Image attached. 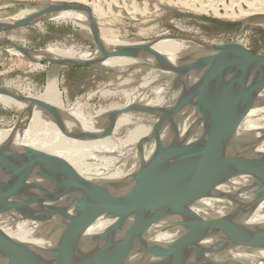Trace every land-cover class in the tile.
Listing matches in <instances>:
<instances>
[{
  "label": "bare ground",
  "instance_id": "6f19581e",
  "mask_svg": "<svg viewBox=\"0 0 264 264\" xmlns=\"http://www.w3.org/2000/svg\"><path fill=\"white\" fill-rule=\"evenodd\" d=\"M18 4L24 5V9L12 17L1 19L0 30L12 26H6V23L16 21L14 26L26 20L33 23L43 17L68 19L86 29L89 37L99 41L104 50L119 45H139L147 51L141 55L104 56L96 46L79 51L81 53L72 51L73 47L68 44L50 46L46 49L47 55L44 50L37 51L30 59L47 57L60 60L63 64L52 65V79L59 68L83 60L92 61L97 70L111 69L120 75L133 66L153 71V75L130 95L127 107L133 110L114 113L111 111L116 109H111L89 118L83 115L79 104L67 111L69 108L63 107L59 91L50 83L45 93L39 96L28 94L26 100L0 93V102L14 109L18 117L13 127L0 129V147L11 145L34 150L40 159L41 171L56 183L62 182V175H83L101 185L135 174L152 178V159L161 141L164 145L169 144L160 157V164L166 172L175 174L186 166L200 132L193 114L194 89L214 67L202 66L187 72L179 69L182 64L215 53L207 47L211 42L160 34L146 38L143 31L125 40L108 38L102 33V24L108 27L111 19L118 17L134 21L146 11L137 4L130 8L124 0H0V6ZM156 4L187 8L223 19L248 21L256 15L264 17V0H157L155 9L159 8ZM58 7L63 9H54ZM98 32L102 35L99 36ZM0 41H3L0 50L7 49L25 57L2 36ZM168 64H174V69L163 68ZM34 66L38 67V63ZM11 93L18 96L16 92ZM259 99L260 103L234 112L228 120L225 138L218 151L221 160L205 187L182 209V219L193 217L207 221L233 216L239 222L238 231L264 228V179L260 181L251 212L244 216L239 201H248L252 197L253 183L249 176H236L254 163H264V94H260ZM178 100L182 101V106L174 113ZM32 103L53 106L59 113L47 115ZM103 128L105 130L99 136L86 138ZM17 190L18 180L14 172L6 170L0 173V204L15 195ZM64 219L65 216L58 215L54 209L33 210L19 198L8 208L0 207V243L23 252L31 249L44 252L56 237L54 229ZM145 219L149 220V226L142 223L132 226L121 250L119 264H143L163 244L192 231L181 224H167L164 219L158 221L155 216H145ZM120 225L121 217L117 211H101L72 241L73 258H89L104 251L111 244L104 236L117 233ZM221 242L219 234L198 238V245L205 249L206 254L216 256V264H264V236L253 237L220 254H213ZM191 254L188 249L178 250L168 255L164 262L185 264ZM55 263L54 256L51 264Z\"/></svg>",
  "mask_w": 264,
  "mask_h": 264
},
{
  "label": "water",
  "instance_id": "95a60500",
  "mask_svg": "<svg viewBox=\"0 0 264 264\" xmlns=\"http://www.w3.org/2000/svg\"><path fill=\"white\" fill-rule=\"evenodd\" d=\"M24 23L29 22L23 21L21 24ZM95 42L104 56L141 55L147 52L146 48L139 45H119L104 50L99 41ZM12 46L28 58H34L36 54L19 45ZM207 47L215 53L182 64L179 69L187 72L195 71L202 66L214 67V70L202 78L194 89L193 114L200 132L186 166L175 174H168L160 164L162 151L169 145H164L162 141L158 143L153 155L152 178L135 174L102 185L83 175H62L61 183L53 182L41 171L40 159L34 150L19 149L11 145L0 147V173L11 170L18 180L16 194L0 204V207L8 208L22 198L33 210L54 209L58 215L65 216L53 231L56 237L52 245L44 252L36 249L23 252L0 243V264H51L54 256L55 264H119L121 250L132 226L135 223L150 225L145 216H155L158 221L164 219V223L167 224H181L192 231L163 244L143 264H166L164 260L168 255L182 249L192 252L185 264H216L214 261L216 256L210 257L205 249L198 245L199 237L219 234L222 242L212 251L217 255L253 237L264 236V228L238 231L240 225L233 216L207 221L193 217L184 220L180 217L184 206L205 187L221 160L218 151L225 138L230 117L240 109L254 107L260 103L259 96L264 94V54L251 52L246 46L236 42L210 43ZM43 59L63 64L58 59L47 57L36 60ZM68 66L91 67L94 64L92 61L83 60L64 65L62 68ZM174 67V64L163 65V68L168 70ZM3 92L4 90L0 88V93ZM32 106L47 115L59 113L58 109L50 105L32 103ZM181 106L182 101L178 100L174 113H177ZM131 110L132 107H123L111 112ZM104 130L105 128L99 133H90L86 138H95ZM240 175L249 176L253 183L252 197L248 201L243 199L239 201L242 205L241 214L246 216L254 206L260 181L264 179V163H254L236 176ZM107 209L117 211L121 217L117 233L104 236L111 244L109 243L104 251L89 258H73L74 238L101 211Z\"/></svg>",
  "mask_w": 264,
  "mask_h": 264
},
{
  "label": "rangeland",
  "instance_id": "374dc122",
  "mask_svg": "<svg viewBox=\"0 0 264 264\" xmlns=\"http://www.w3.org/2000/svg\"><path fill=\"white\" fill-rule=\"evenodd\" d=\"M124 2L130 8L132 4H137L146 11L143 12V16H140L141 18L138 17L139 19L134 21L118 17L112 18V21L108 20L110 21L108 27L102 24V33L108 38L117 37L116 39L125 40L143 31L146 38L160 34L172 37L187 36L204 43L236 42L246 46L251 52L264 54L263 15H256L248 21H243L223 19L187 8L159 4H156L159 8L155 9L154 4L157 0H133L132 4L131 0H124ZM22 9H24L22 4L0 6V20L12 17ZM14 23L16 24L17 21L6 23V26L9 24L12 26L0 30V36L6 39L7 43L11 42L34 53L46 51L50 46L62 47L65 44L71 45L72 51L77 53L97 47L86 29H82L68 19L55 20L43 17L33 23L18 26H14ZM102 33L98 32L99 36ZM36 62L38 67L34 66ZM52 65L53 63L46 59L33 61L26 55L24 57L2 49L0 50V88L5 89L4 92L10 93L8 95L15 99L26 100L28 94L39 96L45 93L50 83V86L59 91L63 107L69 108L67 111L79 104L83 115L89 118L101 111L127 107L130 103V95L141 88L142 83H145L150 75H153V71H146L141 66L129 67L121 75L111 69L97 70L94 66H68L59 68L54 74L55 78L52 79L50 77ZM11 91L16 92L18 96ZM17 120V112L0 102V129L13 127ZM181 123L177 122V124Z\"/></svg>",
  "mask_w": 264,
  "mask_h": 264
}]
</instances>
